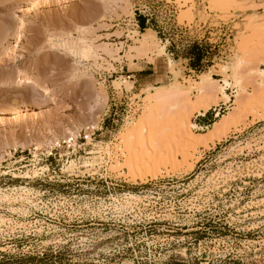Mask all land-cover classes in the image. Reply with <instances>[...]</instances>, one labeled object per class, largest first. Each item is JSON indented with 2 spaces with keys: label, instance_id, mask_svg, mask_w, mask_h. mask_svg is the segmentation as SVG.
<instances>
[{
  "label": "rangeland",
  "instance_id": "1",
  "mask_svg": "<svg viewBox=\"0 0 264 264\" xmlns=\"http://www.w3.org/2000/svg\"><path fill=\"white\" fill-rule=\"evenodd\" d=\"M0 264H264V2L0 0Z\"/></svg>",
  "mask_w": 264,
  "mask_h": 264
},
{
  "label": "trees",
  "instance_id": "2",
  "mask_svg": "<svg viewBox=\"0 0 264 264\" xmlns=\"http://www.w3.org/2000/svg\"><path fill=\"white\" fill-rule=\"evenodd\" d=\"M139 20L138 23L141 26L142 29H144L145 26V18L141 15L138 16ZM203 57V50L197 48L196 46H194V55L193 58H191V60H193V64H191V67L196 68L195 64L200 63L201 59Z\"/></svg>",
  "mask_w": 264,
  "mask_h": 264
},
{
  "label": "built area",
  "instance_id": "3",
  "mask_svg": "<svg viewBox=\"0 0 264 264\" xmlns=\"http://www.w3.org/2000/svg\"><path fill=\"white\" fill-rule=\"evenodd\" d=\"M220 110H222L221 107L218 108V110L216 111V109H213L212 112L214 113V116L217 117L220 113ZM70 142V141H69ZM52 150V149H51Z\"/></svg>",
  "mask_w": 264,
  "mask_h": 264
},
{
  "label": "bare ground",
  "instance_id": "4",
  "mask_svg": "<svg viewBox=\"0 0 264 264\" xmlns=\"http://www.w3.org/2000/svg\"><path fill=\"white\" fill-rule=\"evenodd\" d=\"M23 24V23H22ZM24 26V25H23ZM17 79V78H16ZM211 80V78L210 77H208V79H206L208 82ZM21 79H19L18 81H17V83H21ZM205 81V80H204ZM202 83H204V82H202ZM205 84V83H204ZM203 85V84H202ZM18 87V86H17ZM27 87H29V86H27ZM32 87V86H31ZM29 89V88H28ZM32 89H35V88H32ZM35 91H36V89H35Z\"/></svg>",
  "mask_w": 264,
  "mask_h": 264
},
{
  "label": "crops",
  "instance_id": "5",
  "mask_svg": "<svg viewBox=\"0 0 264 264\" xmlns=\"http://www.w3.org/2000/svg\"><path fill=\"white\" fill-rule=\"evenodd\" d=\"M254 1H260L261 3L262 2H264V0H254ZM204 121H209V120H207V118L206 119H204ZM203 125H204V123H203ZM213 125V124H212ZM209 126V125H208ZM204 134H206V133H203V134H201V135H204Z\"/></svg>",
  "mask_w": 264,
  "mask_h": 264
}]
</instances>
